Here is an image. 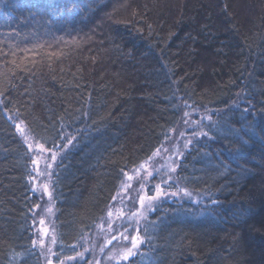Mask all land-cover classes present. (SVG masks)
Listing matches in <instances>:
<instances>
[{
  "label": "trees",
  "instance_id": "trees-1",
  "mask_svg": "<svg viewBox=\"0 0 264 264\" xmlns=\"http://www.w3.org/2000/svg\"><path fill=\"white\" fill-rule=\"evenodd\" d=\"M180 96L224 108L175 169L215 203L162 202L111 264H264V0H0V264H42L3 109L48 148L77 132L51 176L56 262L177 124Z\"/></svg>",
  "mask_w": 264,
  "mask_h": 264
},
{
  "label": "rangeland",
  "instance_id": "rangeland-1",
  "mask_svg": "<svg viewBox=\"0 0 264 264\" xmlns=\"http://www.w3.org/2000/svg\"><path fill=\"white\" fill-rule=\"evenodd\" d=\"M178 106L179 121L169 130L162 144L148 158L125 170L113 199L94 228L80 239L77 251L56 262L53 261L56 239L51 176L56 162L71 147L77 132L65 133L64 142L60 146L44 148L31 139L22 120L7 114L30 152V188L38 199L31 218L32 243L40 253L42 264H105L112 259H121L131 248L132 238L141 239L147 216L159 203L176 200L213 204L212 194L194 193L184 187L175 178V168L184 150L195 140L206 137L204 125L222 109L210 108L208 113H199L183 100L178 101ZM53 154L55 160L52 159ZM150 183L155 186L152 195L148 194ZM186 192L190 195H186Z\"/></svg>",
  "mask_w": 264,
  "mask_h": 264
},
{
  "label": "bare ground",
  "instance_id": "bare-ground-1",
  "mask_svg": "<svg viewBox=\"0 0 264 264\" xmlns=\"http://www.w3.org/2000/svg\"><path fill=\"white\" fill-rule=\"evenodd\" d=\"M178 100H183V101H186V100H184L181 96L180 97H178ZM189 105H190V107L192 108V109H195V110H197V112H199V113H208L209 112V110H210V106L209 105H205V104H202V103H199V102H197V101H195L194 103H191V102H188V101H186ZM222 110L224 109V108H221ZM5 112H6V114H5ZM3 114L6 116V118L8 119V121L12 124V122H11V120L7 117V114H10V115H14V117H16V113L15 112H10V111H8V110H6V109H3ZM23 122V121H22ZM23 124L25 125V123L23 122ZM13 125V124H12ZM25 128H26V131H27V133L30 135V137H31V139L33 140V141H35V142H38V140L35 138V136L31 133V131H30V129L25 125ZM16 131V130H15ZM204 131V130H203ZM16 133H17V135H18V137H20V135L18 134V132L16 131ZM168 134H169V131H168ZM168 134H167V136H168ZM166 136V137H167ZM20 139H21V137H20ZM22 140V139H21ZM165 140V139H164ZM163 140V141H164ZM23 142V141H22ZM24 143V142H23ZM38 143H40V142H38ZM41 144V143H40ZM24 145H25V147H26V150H27V152H28V155H29V169H30V164H31V157H30V152H29V148H28V146H27V144L26 143H24ZM41 145H43V144H41ZM190 146V145H189ZM43 147L44 148H48V147H45L44 145H43ZM52 148V147H51ZM180 157H181V155H180ZM180 157H179V159H178V162H179V160H180ZM148 158V157H147ZM178 162H177V164H178ZM134 167V166H133ZM177 167V166H176ZM176 169V168H175ZM176 178V177H175ZM181 182V184L184 186V187H186L187 189H189L190 191H192V192H194V193H204V194H206V195H211L212 193H211V191L210 190H202V189H200V188H191L190 186H188L184 181H180ZM121 184V183H120ZM119 184V185H120ZM119 185H118V187H119ZM118 189V188H117ZM149 190H150V192H149ZM154 190H155V186H154V184L153 183H150L149 185H148V194H153L154 193ZM51 191H53L52 190V185H51ZM117 191V190H116ZM213 195V194H212ZM179 202V201H178ZM182 202V201H181ZM162 203V202H161ZM161 203H159V204H161ZM159 204L158 205H156L155 207H154V209L151 211V213L147 216V219L149 218V216L159 207ZM196 204H199V202L198 203H196ZM91 231V230H90ZM144 228H143V230H142V232H141V234H140V237H141V243L138 245V247L140 248L142 245H143V241H144V237H145V235H144ZM32 238H33V236H32ZM73 255V254H72ZM123 260V258H121V259H112V260H110L109 262H108V264H111V263H115V262H118V261H122Z\"/></svg>",
  "mask_w": 264,
  "mask_h": 264
},
{
  "label": "snow or ice",
  "instance_id": "snow-or-ice-1",
  "mask_svg": "<svg viewBox=\"0 0 264 264\" xmlns=\"http://www.w3.org/2000/svg\"><path fill=\"white\" fill-rule=\"evenodd\" d=\"M204 135H207V133H204ZM55 154H53L52 159L55 160ZM186 195H190L189 193H185ZM213 203H215V201H213ZM141 204L143 205V200H141ZM42 223V221H41ZM127 239V237H125ZM53 242H55V240H53ZM142 241L138 238V237H133L132 241H131V248H129L126 252V254L124 255V259L127 260L129 257L135 255V252L133 251V249H136L138 247V245L141 243Z\"/></svg>",
  "mask_w": 264,
  "mask_h": 264
}]
</instances>
